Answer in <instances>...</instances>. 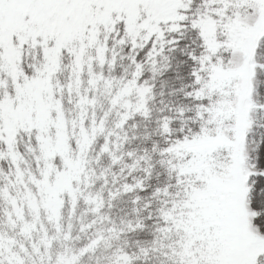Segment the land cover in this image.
<instances>
[{"label":"snow or ice","instance_id":"1","mask_svg":"<svg viewBox=\"0 0 264 264\" xmlns=\"http://www.w3.org/2000/svg\"><path fill=\"white\" fill-rule=\"evenodd\" d=\"M0 264H264V0H0Z\"/></svg>","mask_w":264,"mask_h":264}]
</instances>
